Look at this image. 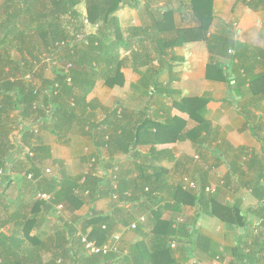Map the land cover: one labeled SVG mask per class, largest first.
Returning <instances> with one entry per match:
<instances>
[{"label": "crops", "instance_id": "0c3cea01", "mask_svg": "<svg viewBox=\"0 0 264 264\" xmlns=\"http://www.w3.org/2000/svg\"><path fill=\"white\" fill-rule=\"evenodd\" d=\"M12 9L7 0H0V22ZM212 9L213 22L205 34L190 4L184 0H135L124 5L118 13L124 29H148L155 33L151 29L158 25L163 31L162 46L163 42L178 43L169 51L163 47L165 60L176 59L174 66L167 69L154 61L139 72L125 67L123 85L109 88L101 81L97 83L89 97L96 110L87 123L101 124L106 131L116 125L113 146L97 150L88 135L89 127L83 124L75 126L64 143L42 132L39 145L48 149L41 160L42 169L52 170V175L59 173V167L52 161L56 160L69 176H87L93 169L91 160L97 155L105 163L121 167L130 184L160 186L157 195L167 203H173L177 187L190 194L200 191L190 188L185 183L187 178L199 188H211L214 192H204V202L200 205L199 201L198 206L182 194L175 213L165 210L157 218L138 203L120 211L118 207L123 206L112 197L100 199L95 206L85 202L77 208L67 203L62 209L56 207L54 222L34 228L33 237L55 234L63 228V221L77 228L81 236L83 219L92 216L94 207L112 222L116 219L121 223L116 224L106 242L101 241L99 231L92 227L87 228L85 236L104 244L119 235L121 250L129 253L142 244L145 258L141 261L145 264H264V78L257 79L264 76L259 55L264 51V0H213ZM78 10L87 15L85 2ZM96 32V26L85 24L84 34ZM170 34L175 38L170 39ZM10 44L7 40L0 45V51L12 49ZM239 44L249 46L253 52L246 56L247 62L255 65L250 73L240 67ZM146 49L150 58L156 59L157 52L149 42ZM12 58L22 59L14 49ZM148 71L159 75L157 87L142 84L141 75H148ZM45 77L52 79L53 72L46 69ZM136 125H146L147 133L152 132L151 141L157 142L145 136L143 142L127 153L125 149L133 143L123 131L129 128L132 136ZM150 126L154 128L149 129ZM18 157L16 149L4 175L6 185H0V221L7 220L21 204H33L37 197L27 177L33 174L31 157L24 158L23 153ZM103 169H97L101 178L105 175ZM24 213L31 215V206ZM171 219L178 233L168 237L165 246L160 245L155 235L156 224ZM132 224L143 228L133 230ZM14 225L5 231L9 233ZM186 225L192 237L184 236ZM199 237L205 240L204 250L208 251L195 247ZM190 241L194 244L189 246L192 252L187 253L185 247ZM172 243L176 247H170L171 254L163 252ZM74 247L81 260L90 257L81 243L75 242ZM99 264H122V261Z\"/></svg>", "mask_w": 264, "mask_h": 264}, {"label": "trees", "instance_id": "16d2710c", "mask_svg": "<svg viewBox=\"0 0 264 264\" xmlns=\"http://www.w3.org/2000/svg\"><path fill=\"white\" fill-rule=\"evenodd\" d=\"M7 1L13 9L0 22V45H5L10 40L9 47L17 50L22 59L12 58V49L0 51V171L4 172L0 175V185H6L4 175L9 171L11 154L17 149L20 159L21 154L28 151L34 154L30 158L34 164L33 174H29L32 176L29 180V184H32L30 188L35 190L36 196L45 193L51 195L52 200L33 199V204L23 203L7 220L0 221V264H57L59 260L62 261L61 264H99L115 259L122 261V264H145L141 261L145 258L142 244L136 245L126 256L96 255L81 260L74 247L75 242L81 243L79 230L65 221L62 223L63 228L44 238L33 237L31 231L41 228L45 222H54L56 207L67 203L77 208L85 202L95 206L100 199L117 193L116 202L123 206H119L118 210L122 211L127 205L138 203L157 218L165 210L175 213L183 195L190 197L193 205L198 206L199 201L202 205L205 188L190 194L177 187L172 195L173 203H167L157 195L160 186L149 183L130 184L121 167L115 168L97 155L92 158L94 162L91 160L93 169L87 176H69L64 166L56 160L52 161L59 167V173L52 175V170L48 173V170L42 169L41 160L48 149L39 145L40 134L50 133L64 143L73 128L83 124L89 127L88 135L97 150L113 146L116 125L115 130H109L112 131L109 134L101 124L87 123L96 110L95 102L89 101V97L94 93L97 83L101 81L109 88L121 86L125 80L123 68L132 67L139 72L141 68L153 65L154 61L163 68L171 69L176 59L173 57L165 60L164 49L169 51L178 43L163 42L165 44L162 46L160 39L163 31L158 25L151 29L156 34L148 29H124L118 13L124 5L135 0ZM84 2L87 7L86 16L78 10ZM184 2L190 4L200 27L207 34L213 22V0ZM166 19L167 17L164 18ZM86 21L97 27L94 35L84 34ZM169 38L173 39L175 35L170 34ZM146 42L156 50V59L152 60L146 53ZM208 43L211 49V42ZM226 46L227 43L223 42V47ZM237 49L241 69L250 73L255 65L247 62L246 56L252 51L244 44H239ZM259 55L264 64V51L261 50ZM46 69L53 72L52 79L45 77ZM141 76L142 84L152 83L155 87L158 86L156 77L159 75L149 73ZM263 78L264 76H259L257 79ZM117 114L115 110L114 116L117 117ZM18 127L20 130L16 134ZM152 128L154 127L150 126L149 129ZM146 129V125H136L132 136L129 128L128 131H123V134L128 133L126 138L133 143L131 146L128 144L129 148L125 149L127 153L136 144L143 142L145 136H150L149 141L152 140V132L147 133ZM98 167H104L105 175L102 178L98 176ZM114 184H117V189H114ZM29 206L32 214L28 216L24 211ZM49 212L51 216H48ZM118 223L121 221L114 219L112 222L110 217L99 214L93 207L92 216L83 219L81 234L85 235L87 228L92 227L99 231L101 241L106 242ZM12 224H15L12 230L6 232L7 227ZM185 227L184 236L187 237L190 234L188 226ZM142 228L139 225L137 230L141 231ZM177 233L174 219L159 220L156 224L155 235L160 245L165 246L168 237ZM193 244L192 241L187 244V253L188 250L192 252L189 246ZM195 244L197 249L208 251L204 250L206 243L203 238L199 237ZM170 247L169 245L163 252L171 254ZM47 254L49 259L45 258Z\"/></svg>", "mask_w": 264, "mask_h": 264}, {"label": "built area", "instance_id": "2783aa9c", "mask_svg": "<svg viewBox=\"0 0 264 264\" xmlns=\"http://www.w3.org/2000/svg\"><path fill=\"white\" fill-rule=\"evenodd\" d=\"M86 24H88L87 21H86ZM78 37H81V36H78ZM54 64H56V63H54ZM23 154L25 156L33 157V153H30V152H27V151H25ZM93 162H94V160H93ZM47 172L50 173L49 170ZM3 173H4L3 171H0V175H3ZM28 178L30 180V179H32V176H29ZM185 183L190 188L201 191V188H199L195 182H191L188 178L185 179ZM114 189H117V184H114ZM205 192L213 193L214 190L211 189V188H207V189H205ZM112 198L114 200H117L118 199L117 193H114ZM36 199L39 200V201H50V200H52V196L49 195V194L40 193V194L37 195ZM62 208H63V205H60L58 207V209H62ZM141 221L145 222V218H141ZM137 227H138L137 224H132L131 229L135 230V229H137ZM111 240L112 241H110V242H107V243H104V244H100V243L96 242L95 240H91L88 236L81 235V243H82L85 251L87 252V254H89L90 256H96V255L108 256V255H111V254H116V255L118 254V255H122V256L128 255L127 251H123L120 248L119 244H120V241H121V237L119 235L112 236ZM171 247L175 248L176 245L174 243H172ZM56 263L57 264H61L62 261L59 260Z\"/></svg>", "mask_w": 264, "mask_h": 264}, {"label": "rangeland", "instance_id": "374dc122", "mask_svg": "<svg viewBox=\"0 0 264 264\" xmlns=\"http://www.w3.org/2000/svg\"><path fill=\"white\" fill-rule=\"evenodd\" d=\"M24 155V154H23ZM27 156L24 155V158H26ZM29 157V156H28Z\"/></svg>", "mask_w": 264, "mask_h": 264}]
</instances>
